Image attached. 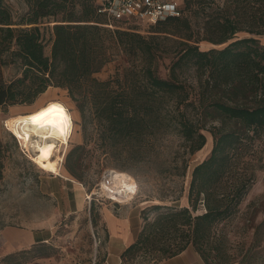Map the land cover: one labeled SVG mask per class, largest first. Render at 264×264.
Segmentation results:
<instances>
[{"label": "trees", "instance_id": "trees-1", "mask_svg": "<svg viewBox=\"0 0 264 264\" xmlns=\"http://www.w3.org/2000/svg\"><path fill=\"white\" fill-rule=\"evenodd\" d=\"M24 1L27 11L15 16L0 0V107L31 103L50 86L64 88L103 140L131 143L129 154L138 161L144 157L140 143H152L167 129L180 135L189 154L204 146L203 130L212 134L208 155L192 168L186 204L164 206L152 219L144 213L122 264L138 255L158 261L189 244L206 262L229 264L210 260L209 240L214 224L246 193L252 174L240 166L243 150L264 131V44L257 37L264 35V0H181V15L148 24L150 34L107 18L95 0ZM43 20L53 22L50 55L44 53ZM163 38L176 43L166 77L154 68ZM201 41L223 45L201 49ZM119 51L133 56L122 73L96 78ZM11 63L20 75L5 80L1 69ZM186 167L185 161L182 174ZM65 168L77 177L72 165Z\"/></svg>", "mask_w": 264, "mask_h": 264}, {"label": "rangeland", "instance_id": "rangeland-1", "mask_svg": "<svg viewBox=\"0 0 264 264\" xmlns=\"http://www.w3.org/2000/svg\"><path fill=\"white\" fill-rule=\"evenodd\" d=\"M215 1L222 3L223 0ZM4 3L15 16L27 11L24 0H4ZM52 23L46 20L40 23L46 55H50ZM119 24L127 28L136 27L143 34H150L154 29L153 25L134 21H120ZM237 35L241 37L247 33L238 32ZM257 37L264 44V35ZM162 42L164 51L155 61L154 68L158 75L166 77L174 55L170 50L176 43L164 38ZM222 45L199 42L201 49ZM166 49L170 52H165ZM131 58L133 56L127 57L119 51L94 76L101 80L114 78L117 73H122ZM1 71L5 80L20 75L17 63L4 65ZM192 71L186 72L188 80H194ZM49 99L65 104L73 122L68 145L61 150V174L55 168H44V160L34 155L31 146H25L24 139L12 126V116L31 111ZM84 114L66 89L55 86L48 87L31 103L0 107V230L7 225L17 228L50 226L53 230L47 241L9 252L2 247L0 239V264H99L104 241L99 208L108 206L118 212L123 210L122 205L143 206L140 209L142 226L144 213L152 219L164 210V206L186 204L192 168L208 155L212 147L213 137L208 130H203L206 136L204 146L189 154L180 135L167 129L152 143H140L138 147L144 152V157L138 161L129 154L131 143L110 145L108 140L102 139L101 129L88 112ZM185 161L187 167L182 174ZM65 163L74 167L77 177L67 172ZM240 166L252 174V180L232 214L214 224L209 240L212 247L209 258L216 263L264 264V131L244 148ZM106 169L118 170L134 178L136 192L130 201L113 202L103 195L92 204L88 202L85 193L102 181ZM77 192L82 194L80 199L76 198ZM155 204L163 207L154 209L152 206ZM90 206H93V215ZM200 207L199 211H202ZM155 262L149 256L138 255L131 264Z\"/></svg>", "mask_w": 264, "mask_h": 264}, {"label": "crops", "instance_id": "crops-1", "mask_svg": "<svg viewBox=\"0 0 264 264\" xmlns=\"http://www.w3.org/2000/svg\"><path fill=\"white\" fill-rule=\"evenodd\" d=\"M86 194V193H85ZM82 194L76 193L80 199ZM95 201V200H94ZM129 204V203H128ZM123 210L115 212L108 206L99 208L103 222L104 241L101 245L99 264H122V252L137 238L141 229L140 209L143 206H125ZM53 235L50 226H31L17 228L4 226L0 230V239L8 252L10 250L27 247L30 244L47 241ZM7 253V252H5ZM153 264H214L206 262L199 252L191 245L183 250L156 261Z\"/></svg>", "mask_w": 264, "mask_h": 264}, {"label": "bare ground", "instance_id": "bare-ground-1", "mask_svg": "<svg viewBox=\"0 0 264 264\" xmlns=\"http://www.w3.org/2000/svg\"><path fill=\"white\" fill-rule=\"evenodd\" d=\"M51 105L61 106L66 114L67 120L64 125L63 134L60 133L58 128L52 126H40L34 123L32 117L48 109ZM12 126L16 133L24 139V144L26 147L31 146L34 150V155L44 160V168L52 169L55 168L60 174L61 161L63 160V151L68 145L69 138L73 129V122L71 115L61 101L57 99H49L31 111L17 114L12 116ZM57 117L49 116L45 119H55ZM43 123V122H41ZM52 145L50 154L47 159H45L41 152L43 149H47L48 146ZM32 150V149H31ZM111 181L110 185H102L103 190L109 192L111 188L115 191V196L121 198L120 194H124V197H128L134 189H136V183L134 178L124 172L111 169ZM119 194V195H118ZM125 199V198H124Z\"/></svg>", "mask_w": 264, "mask_h": 264}, {"label": "built area", "instance_id": "built-area-1", "mask_svg": "<svg viewBox=\"0 0 264 264\" xmlns=\"http://www.w3.org/2000/svg\"><path fill=\"white\" fill-rule=\"evenodd\" d=\"M97 10L103 13L109 19H117L124 21H134L143 24H153L159 20H164L170 16H180L181 0H95ZM112 26L111 24H109ZM111 169H106L102 175V181L92 188L85 195L88 202L91 199L97 200L99 196L110 199L113 202L130 201L136 192V189L127 197L120 194L121 198L115 196V191L111 188L109 192L103 190L102 185L112 184ZM115 193V194H114ZM119 195V194H118ZM125 198V199H124Z\"/></svg>", "mask_w": 264, "mask_h": 264}, {"label": "snow or ice", "instance_id": "snow-or-ice-1", "mask_svg": "<svg viewBox=\"0 0 264 264\" xmlns=\"http://www.w3.org/2000/svg\"><path fill=\"white\" fill-rule=\"evenodd\" d=\"M49 116H54L57 118L45 119ZM32 120L34 123H37L40 126H45V127L52 126V127L58 128L60 133L63 134L64 127L62 125H64L65 121L67 120V117H66V114L64 113V110L61 106L51 105V106H49L48 109H46L43 112L33 116ZM41 122H43V123H41ZM52 147L53 146L50 145V146H48L47 149L42 150L41 154L45 159L48 158Z\"/></svg>", "mask_w": 264, "mask_h": 264}]
</instances>
